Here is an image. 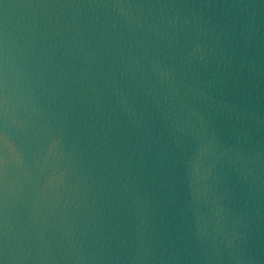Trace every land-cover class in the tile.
Here are the masks:
<instances>
[{
    "label": "water",
    "instance_id": "95a60500",
    "mask_svg": "<svg viewBox=\"0 0 264 264\" xmlns=\"http://www.w3.org/2000/svg\"><path fill=\"white\" fill-rule=\"evenodd\" d=\"M0 264H264V0H0Z\"/></svg>",
    "mask_w": 264,
    "mask_h": 264
}]
</instances>
